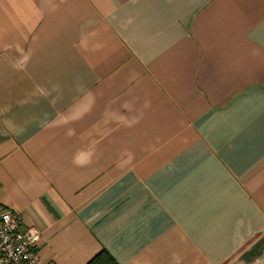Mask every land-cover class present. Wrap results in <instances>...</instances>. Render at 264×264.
I'll return each mask as SVG.
<instances>
[{
  "label": "crops",
  "instance_id": "1",
  "mask_svg": "<svg viewBox=\"0 0 264 264\" xmlns=\"http://www.w3.org/2000/svg\"><path fill=\"white\" fill-rule=\"evenodd\" d=\"M0 206L39 264H264V0H0Z\"/></svg>",
  "mask_w": 264,
  "mask_h": 264
},
{
  "label": "built area",
  "instance_id": "2",
  "mask_svg": "<svg viewBox=\"0 0 264 264\" xmlns=\"http://www.w3.org/2000/svg\"><path fill=\"white\" fill-rule=\"evenodd\" d=\"M37 228L24 229L21 214L0 206V264H39Z\"/></svg>",
  "mask_w": 264,
  "mask_h": 264
},
{
  "label": "trees",
  "instance_id": "3",
  "mask_svg": "<svg viewBox=\"0 0 264 264\" xmlns=\"http://www.w3.org/2000/svg\"><path fill=\"white\" fill-rule=\"evenodd\" d=\"M88 264H119L112 254L106 250H101Z\"/></svg>",
  "mask_w": 264,
  "mask_h": 264
}]
</instances>
